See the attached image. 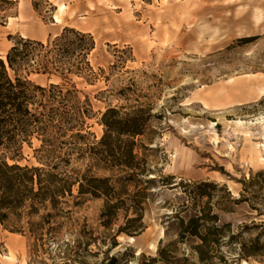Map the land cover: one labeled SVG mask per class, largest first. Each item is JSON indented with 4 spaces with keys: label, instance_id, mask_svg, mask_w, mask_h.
<instances>
[{
    "label": "rangeland",
    "instance_id": "374dc122",
    "mask_svg": "<svg viewBox=\"0 0 264 264\" xmlns=\"http://www.w3.org/2000/svg\"><path fill=\"white\" fill-rule=\"evenodd\" d=\"M7 1L0 0L2 56L22 38L45 43L65 28L93 36L95 82L73 77L66 84L80 122L63 127L54 141L59 155L70 158L61 171L112 177L115 189L81 197L74 187L61 216L46 226L52 234L45 231L41 240L29 230H0V264H201L194 250L200 241L182 236L180 220L186 225L207 201L237 236L211 249L210 264H220L222 253L232 254L229 264H264V0ZM127 87L137 89L141 103L154 104L150 130L136 141L146 147L137 148L147 162L145 178L158 182L137 209L141 222L132 224L135 189L117 182L126 173L112 175L89 158L104 134L107 107L134 104L118 94ZM42 139L23 144L21 165L46 167L37 152ZM168 177L171 184L163 186L160 179ZM204 183L217 186L207 190L210 197L194 189ZM107 201L119 206L108 226ZM187 203L198 208L185 210ZM120 228L132 235L117 234Z\"/></svg>",
    "mask_w": 264,
    "mask_h": 264
},
{
    "label": "trees",
    "instance_id": "16d2710c",
    "mask_svg": "<svg viewBox=\"0 0 264 264\" xmlns=\"http://www.w3.org/2000/svg\"><path fill=\"white\" fill-rule=\"evenodd\" d=\"M94 49L95 40L91 34L65 28L59 36L45 43L22 38L6 55H0V230L23 235L29 230L32 236L41 240L45 231L52 234L53 228L46 230V226L61 216V205L67 197L73 196L74 187H78L81 197L108 196L115 189L110 185L112 177L97 178L88 172L74 176L61 171L70 163V158L59 155L60 147L54 141V136L63 127L73 128L80 122L76 104L72 105L69 100L71 92L66 93L65 89L73 77L94 84L96 74L89 61ZM32 75L43 77L48 82H59L42 86L30 79ZM136 92L137 89L130 87L118 92L120 97L134 104L107 107L101 118L104 134L96 145L89 148V158L94 165L112 175L115 172L126 173L117 182L123 187H134L136 216L128 219V224L141 222L143 215L137 209L146 199L145 191L158 183L157 178H145L147 162L140 157L137 148L146 147L143 140L136 141L147 136L150 130L151 120L155 117L152 113L154 104L141 103ZM35 135L43 137V144L37 152L44 153V168L19 163L23 144H31ZM71 151L66 155L70 156ZM171 180L172 177L160 179L163 186L170 185ZM215 188L214 184L204 183L194 189L210 197L207 190ZM232 202L239 204L242 200ZM190 204L187 203L185 210L191 206L198 208L195 203ZM118 209V204L105 203L103 217L107 226L116 217ZM35 217L39 221H32ZM25 218L29 220L25 222ZM180 222L182 236L187 234L200 241L194 250L201 264H210V251L216 245H230L237 237L230 233V225L222 224L220 215L213 213L209 201L197 214L189 216L186 225L183 219ZM136 229L140 234L142 224ZM121 233L132 235L126 228H120L117 234ZM225 238H228L227 243ZM219 259L220 264H229L234 258L230 253H222Z\"/></svg>",
    "mask_w": 264,
    "mask_h": 264
},
{
    "label": "bare ground",
    "instance_id": "6f19581e",
    "mask_svg": "<svg viewBox=\"0 0 264 264\" xmlns=\"http://www.w3.org/2000/svg\"><path fill=\"white\" fill-rule=\"evenodd\" d=\"M60 22H61L60 17H57V18H56V23H60ZM116 42H117V41H115L114 43H116ZM260 93H261V94H264V90H261ZM260 147H264V145H260ZM259 161L262 162V163H264V157H262Z\"/></svg>",
    "mask_w": 264,
    "mask_h": 264
}]
</instances>
